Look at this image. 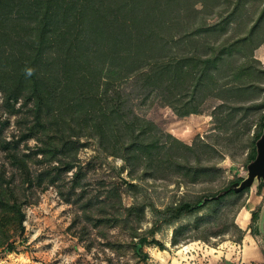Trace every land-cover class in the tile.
Segmentation results:
<instances>
[{"label": "trees", "instance_id": "1", "mask_svg": "<svg viewBox=\"0 0 264 264\" xmlns=\"http://www.w3.org/2000/svg\"><path fill=\"white\" fill-rule=\"evenodd\" d=\"M251 1L0 0V93L11 115L19 116L16 105L22 101L31 118L19 117L21 136L13 142L3 138L0 126L6 160H0V250L17 252L15 239L25 233L24 208L36 203L35 189L59 184L68 173L70 191L62 196L79 207L118 257L123 245L107 240L116 227L130 232L134 255L143 261L149 258L144 247L168 250L156 238L164 226L174 228L172 248L209 245L230 234L241 244L245 232L235 217L246 206L249 189L236 193L233 183L219 181L210 162L224 154V145L244 142L240 147L248 149L250 164L263 133L264 67L255 52L264 45V6L256 18L249 17ZM209 15L217 19L209 22ZM246 18H252L249 25ZM152 97L181 119L200 115L202 104L215 98L221 101L216 109L230 110V126L220 128L215 144L200 137L185 144L135 112L133 99L144 104ZM257 112L258 122L249 120ZM31 139L38 142L36 150L22 154L21 144ZM83 139L122 160L132 182L166 180L174 168L185 182L219 186L166 207L159 212L161 221L141 234L147 205L138 198L125 207L117 187L88 196L78 158ZM165 139L177 146L170 148ZM34 160L47 167L34 173ZM132 182L126 184L136 190ZM190 217L196 218L193 231L180 224ZM260 222V213L252 211L248 229L254 237Z\"/></svg>", "mask_w": 264, "mask_h": 264}, {"label": "rangeland", "instance_id": "2", "mask_svg": "<svg viewBox=\"0 0 264 264\" xmlns=\"http://www.w3.org/2000/svg\"><path fill=\"white\" fill-rule=\"evenodd\" d=\"M249 3V17L256 18L262 11L264 2L252 0ZM198 7L200 8V6ZM207 19L209 22H214L217 19V15L214 17L209 15ZM251 20L252 18H246V24L249 25ZM247 25L244 26L247 27ZM241 31L245 30L242 28ZM255 57L264 67V45L255 52ZM127 86L128 93H132L131 85ZM21 105L22 101L16 105V109H22L19 116L11 115V112L4 106L3 93H0V126H3V138L7 142L16 141L21 136V128L17 124L19 117L28 119L31 122L27 109H23ZM131 105L139 116L152 121L164 133H169L188 145H192L199 137L215 144V137L220 135V128L225 130L230 126L226 122L230 110H227V108L216 109L221 105V101L212 97L202 104V113L200 115H191L183 119L179 118L171 108L164 106L161 101L154 97L144 104L140 99L135 98L132 100ZM250 106V103L245 104V107ZM243 113L241 112L238 117H241ZM260 114L261 112L255 113L249 120L258 122ZM255 128L252 127V132H254ZM165 141H167V145L170 148L177 146L172 139H165ZM82 143L84 146L81 148L78 158L84 169L83 185L87 187L88 196L94 197L99 193H105L109 189L117 187L121 194L122 204L125 207L133 205L135 197L138 198L140 202L147 205L145 218L141 225V230H139L141 234L161 221L159 212L164 211L166 207L183 199L193 201L199 195H202L204 191L206 192V190L215 189L219 186V184H193L188 183L187 180L185 182L180 179L182 176L178 175L174 168L168 171L167 175L169 178L166 180L154 181L137 178L132 182L128 176V169L122 160L106 155L99 149L94 140L83 139ZM37 145L38 142L35 139H31L26 143H22L20 150L22 154H29L36 150ZM241 145L243 146L244 142L224 145V154L211 156L212 162L210 163L211 165L215 164L216 172L220 177L219 181L224 182L225 185L241 183L239 181L246 179L248 175V149L243 152ZM226 151H229L230 155ZM38 158L40 159L41 157ZM0 160L2 162L6 161L5 153L1 149ZM30 165L34 173L47 167L46 165L38 164L36 160ZM71 179L72 173H68L63 176L62 182H59V184L50 186L46 190H42L39 187L35 189L37 194L36 203L24 208L26 214L25 233L22 237L15 239L17 252L10 254L0 250V264H107L110 259L118 260L122 263L129 262L130 264H170L165 262L161 254L169 258L166 253L172 254L183 247H171V237L174 228L164 226L162 231L156 235V238L165 244L168 250L160 251L155 247H144L143 253L148 254L149 258L146 261L139 260L134 255L132 246H130V243H132L129 236L130 232L123 230L121 227H116L107 232V240L111 243H121L123 245L121 256L118 257L111 249L105 246L106 240L101 238L99 230H95L87 222L79 207L73 203L66 202L64 196H67L70 191ZM129 181L138 188L131 190L126 184ZM262 183L256 181L253 187L248 188L249 190L244 194L243 199L245 200V207L248 209V213L249 210L260 213L263 225L262 233H258L259 235L255 238L264 252V185ZM62 193L64 196H62ZM241 212L242 209L236 215L235 221L236 223L239 221L242 225L243 214L239 218ZM249 219L248 227L251 224L250 213ZM195 222L196 218L190 217L180 224L190 225L189 229L193 231ZM224 224L225 220H220L221 228H224ZM248 227L243 229L245 235L250 233ZM215 229L214 231H216ZM235 239L236 237L230 234L222 238V240L219 238L210 240L208 246L213 247L217 243L221 244L223 240H232L231 242H234L236 241ZM177 253L179 257L183 255L180 252ZM178 256L175 255V258H179ZM172 257H174L173 254ZM156 260L159 262H156Z\"/></svg>", "mask_w": 264, "mask_h": 264}, {"label": "crops", "instance_id": "3", "mask_svg": "<svg viewBox=\"0 0 264 264\" xmlns=\"http://www.w3.org/2000/svg\"><path fill=\"white\" fill-rule=\"evenodd\" d=\"M242 214L243 224L241 225L239 221H237V224L240 228L246 229L249 224V213L246 207L242 210L239 218ZM262 227L263 225L261 222V233ZM178 250L172 253L174 257H172L170 253H166L169 255V258L163 254H161V256H163L165 262L170 264H264V252L259 246L256 238L250 233L245 235L241 244L225 241L217 247H210L204 243L195 242L188 246H183ZM177 252L183 255L179 257ZM175 255L179 258H175ZM156 262L159 261L156 260Z\"/></svg>", "mask_w": 264, "mask_h": 264}, {"label": "water", "instance_id": "4", "mask_svg": "<svg viewBox=\"0 0 264 264\" xmlns=\"http://www.w3.org/2000/svg\"><path fill=\"white\" fill-rule=\"evenodd\" d=\"M257 155L248 166V175L241 183L234 184L231 189L236 193L253 187L254 183H264V129L261 138L256 143Z\"/></svg>", "mask_w": 264, "mask_h": 264}, {"label": "clouds", "instance_id": "5", "mask_svg": "<svg viewBox=\"0 0 264 264\" xmlns=\"http://www.w3.org/2000/svg\"><path fill=\"white\" fill-rule=\"evenodd\" d=\"M28 74L31 75V70L30 69L28 70Z\"/></svg>", "mask_w": 264, "mask_h": 264}, {"label": "built area", "instance_id": "6", "mask_svg": "<svg viewBox=\"0 0 264 264\" xmlns=\"http://www.w3.org/2000/svg\"><path fill=\"white\" fill-rule=\"evenodd\" d=\"M245 208V207H244ZM249 213L251 214V212L249 211Z\"/></svg>", "mask_w": 264, "mask_h": 264}]
</instances>
